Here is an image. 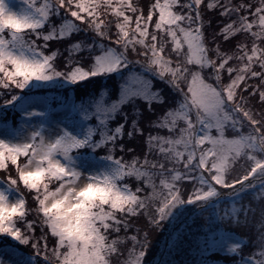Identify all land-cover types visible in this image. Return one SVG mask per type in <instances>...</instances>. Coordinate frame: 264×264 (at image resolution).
<instances>
[{"label": "snow or ice", "instance_id": "snow-or-ice-1", "mask_svg": "<svg viewBox=\"0 0 264 264\" xmlns=\"http://www.w3.org/2000/svg\"><path fill=\"white\" fill-rule=\"evenodd\" d=\"M7 111L0 264H264V0H0Z\"/></svg>", "mask_w": 264, "mask_h": 264}, {"label": "trees", "instance_id": "trees-1", "mask_svg": "<svg viewBox=\"0 0 264 264\" xmlns=\"http://www.w3.org/2000/svg\"><path fill=\"white\" fill-rule=\"evenodd\" d=\"M29 1L34 2V0H29ZM161 1H163V0H161ZM40 2H42V0H40ZM149 2H152V0H149ZM25 31L27 32L28 30H25ZM186 47L187 46L185 45V49H186ZM95 83H100V85H101V90L99 92H101L102 90H109L112 86V81H100V82H98V81H91L90 80L87 85H81L77 89H67V86H65V88L52 86L49 89H47V91L50 94V99H52L53 104L55 103L56 99H58V98L62 99L66 94L68 96H70V100L76 101V100H79L82 95H85L86 92L89 89H91L93 84H95ZM18 114H19L18 112L13 113L11 111L3 112L0 114V123L1 122L3 123V121L6 120V121L10 122L11 124H13L12 126H14V124L16 123ZM22 190H23V188H22ZM25 196L27 199L26 191H25ZM28 204H29V206H31V200L30 199L28 200ZM219 210L222 211V209H219ZM205 219H206V216H201L200 214H198L196 212L193 213V225L198 224V223H202V222H204ZM207 258L208 259H222L219 256H210Z\"/></svg>", "mask_w": 264, "mask_h": 264}, {"label": "rangeland", "instance_id": "rangeland-1", "mask_svg": "<svg viewBox=\"0 0 264 264\" xmlns=\"http://www.w3.org/2000/svg\"><path fill=\"white\" fill-rule=\"evenodd\" d=\"M29 2H32V1H29ZM161 2L163 3L164 0L161 1ZM10 4L14 8L19 9L23 5V0H10ZM129 84H130L131 87H140L139 84H136L133 81H129ZM193 87H196V85H193ZM68 97L70 99V96H68ZM102 98L105 100V102L110 103V100L108 99V90H102L95 97V99H102ZM76 102H79V100H76ZM18 116H19V114H18ZM17 124H18V121L16 120V123L14 124V126H16ZM12 125L13 124H11L10 122H8V126L9 127H14ZM4 127H5V125L1 122L0 123V133H3ZM213 135H219V133L216 132L215 130H213ZM232 135H233V130L230 127H226L225 128V138L226 139H231L232 138ZM209 146H211V145H209ZM220 209L223 210V205L220 206ZM229 210H230V205H229ZM202 223H204V222H202ZM202 223L194 224L193 227L195 228L196 226H198V225H200Z\"/></svg>", "mask_w": 264, "mask_h": 264}]
</instances>
